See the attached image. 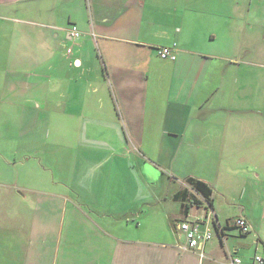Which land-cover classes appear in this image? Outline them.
Returning <instances> with one entry per match:
<instances>
[{"label":"crops","instance_id":"crops-1","mask_svg":"<svg viewBox=\"0 0 264 264\" xmlns=\"http://www.w3.org/2000/svg\"><path fill=\"white\" fill-rule=\"evenodd\" d=\"M195 217L212 237L184 249L176 225ZM256 254L264 264V0H0V264Z\"/></svg>","mask_w":264,"mask_h":264},{"label":"built area","instance_id":"built-area-1","mask_svg":"<svg viewBox=\"0 0 264 264\" xmlns=\"http://www.w3.org/2000/svg\"><path fill=\"white\" fill-rule=\"evenodd\" d=\"M81 32L78 27L74 24H71L67 28V39L71 43L69 47L66 49V53H70L72 49L73 43H75L76 39L80 36ZM158 55L161 58H172L174 60L176 58L174 48L171 46H164L159 49ZM234 225L241 233L249 232V225L246 222L244 217H238L234 220ZM176 228L178 231L182 232L186 241L184 249H194L196 247L202 246L206 241H209L212 237V229L210 225L204 224V220L195 217L193 219H183L177 223ZM262 257L260 254H256L253 258L255 264L262 263ZM239 257H232L228 259V264H239Z\"/></svg>","mask_w":264,"mask_h":264},{"label":"rangeland","instance_id":"rangeland-1","mask_svg":"<svg viewBox=\"0 0 264 264\" xmlns=\"http://www.w3.org/2000/svg\"><path fill=\"white\" fill-rule=\"evenodd\" d=\"M46 143H48V140H45V143L44 144H46ZM39 152H40V154H41V157L37 160V162H39V163H37L38 165H41V166H39V167H37L36 166V169H39V172H41V175H45V174H47L45 171H44V169L46 168L45 167V165H46V162H45V160H46V158H47V151L45 150V147L44 146H41L40 147V150H39ZM212 155H213V152H210ZM209 153V154H210ZM110 155V156H109ZM39 160H41L42 162H40ZM120 160H121V157L120 156H111V154L109 153L108 155H105V159H104V161L105 162H107V164H114V163H121L120 162ZM202 162V161H201ZM44 166V167H43ZM203 170H205V168L206 167H201ZM197 170V169H196ZM48 171H50V170H48ZM198 172H200V170H198ZM201 173V172H200ZM45 179H46V177H45ZM50 180V182H51V184H46L49 188H46V189H51L52 187H53V185H58L59 187H60V185H59V183H57L55 180V178L54 179H49ZM38 182V181H37ZM37 182H34V183H37ZM221 180H218L216 183H217V185H220L221 187H222V184H221ZM38 184H40V183H38ZM45 186V185H44ZM223 186H224V184H223ZM46 187V186H45ZM231 190H233L234 191V193H235V191L237 190V189H239L240 188V185L239 184H236L235 186H234V188H232V186H230L229 187ZM238 191V190H237ZM239 191H240V189H239ZM216 199L218 200V199H220L219 198V196H216ZM240 209H238V206L236 207L235 205L234 206H232L231 204H227V205H225L223 208H222V214H224V215H227V216H233L235 213H237L238 211H239ZM251 211H258L259 209H257L256 208V210H255V207L254 206H252V208L250 209ZM232 219H234V218H232Z\"/></svg>","mask_w":264,"mask_h":264},{"label":"trees","instance_id":"trees-1","mask_svg":"<svg viewBox=\"0 0 264 264\" xmlns=\"http://www.w3.org/2000/svg\"><path fill=\"white\" fill-rule=\"evenodd\" d=\"M185 181L190 188L200 193L201 197H203L206 202L210 203V195L212 194V189L207 183L197 177H189L186 178ZM184 206L186 208V205Z\"/></svg>","mask_w":264,"mask_h":264},{"label":"water","instance_id":"water-1","mask_svg":"<svg viewBox=\"0 0 264 264\" xmlns=\"http://www.w3.org/2000/svg\"><path fill=\"white\" fill-rule=\"evenodd\" d=\"M218 234H219V236H220V238H221V240L222 241H224V239H225V237H224V235L223 234H221V232L218 230V232H217Z\"/></svg>","mask_w":264,"mask_h":264}]
</instances>
